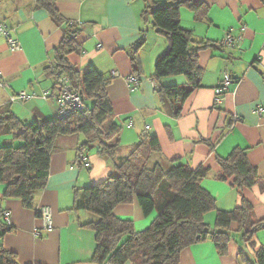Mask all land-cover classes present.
I'll list each match as a JSON object with an SVG mask.
<instances>
[{"label":"crops","instance_id":"0c3cea01","mask_svg":"<svg viewBox=\"0 0 264 264\" xmlns=\"http://www.w3.org/2000/svg\"><path fill=\"white\" fill-rule=\"evenodd\" d=\"M195 1L207 5L208 19L199 21L191 10L181 8V26L192 31L197 40L217 48L199 52L202 87L187 99L181 116L174 118L153 81L156 60L168 48V41L157 33L150 19L144 20L146 1L56 0L67 20L83 25L79 38L82 49L70 55L71 62L80 72L94 66L111 78L107 88L114 108L111 122L122 127L121 146L116 157L108 160L96 152L79 154L82 135L59 137L51 156L48 185L36 193L35 209L24 207L16 198L2 199L5 185L0 184V224L5 223L2 212L9 211L13 227L2 237L0 228V241L7 251L17 254L19 264H95L96 235L82 225L97 217L82 209L74 210L75 193L115 175V163L124 161L145 131L157 135L161 144V153L151 157L150 166L157 162L168 166L170 161L180 159L192 169L209 167L210 176L201 185L223 211L234 210L241 195L230 180L217 178L221 168L216 157L226 158L235 148L247 149L261 184L246 188L242 196L254 206L256 218H264V5L261 0ZM0 24L6 25L20 42V49L13 51L0 34V73L7 84L0 87V108L11 105L19 118L30 121L56 118L58 104L52 96L56 81L47 77L45 69L63 37L62 27L45 10L36 9L35 0H0ZM229 32L242 38L240 46L223 45ZM140 43L144 46L136 71L130 52ZM225 72L230 73L232 83L216 104L215 90L222 86ZM131 75L139 79L137 87L127 82ZM162 84L185 85L186 79L166 77ZM22 91L32 98L11 103V98ZM46 92H50L48 98L43 97ZM259 107L263 108L262 116L255 113ZM44 206L51 208L53 227L36 236L34 229L43 226L38 212ZM114 214L122 220H133L138 232L150 227L156 216L146 218L137 203L120 205ZM204 219L214 225L215 212ZM236 230L233 224L227 255H220L209 239L185 249L180 264H244L241 252L254 260L253 252ZM255 239L256 246L264 248V229Z\"/></svg>","mask_w":264,"mask_h":264},{"label":"trees","instance_id":"16d2710c","mask_svg":"<svg viewBox=\"0 0 264 264\" xmlns=\"http://www.w3.org/2000/svg\"><path fill=\"white\" fill-rule=\"evenodd\" d=\"M145 1L144 20L150 19L157 33L168 41V48L156 60L153 81L170 114L179 118L187 99L202 87L199 52L217 48L215 44L197 40L192 31L181 26V8L191 10L195 19L203 21L208 19L207 5L197 4L195 0ZM261 2L264 5V0ZM35 8L45 10L63 32L53 60L45 69L47 77L56 81L52 96L59 91V80L64 76L82 95L86 108L68 118L56 116L32 121L19 118L11 105L0 108L3 142L0 145V184L5 185L1 198L19 199L28 209H35L36 193L48 185L51 156L59 137L82 135L84 141L78 146L79 154L93 147L99 156L113 160L121 146L122 133V127L111 122L114 108L107 91L111 78L94 66L80 72L70 60V55L82 49L79 38L84 32L83 25L67 20L56 0H35ZM143 46L140 43L130 52L136 71L140 67L139 52ZM171 76L185 77L186 84L164 86L162 80ZM159 153V138L145 131L124 161L115 163V175L76 191L74 210L82 209L97 217L96 221L82 225L96 235L93 262L180 264L185 249L209 239L224 256L229 252L232 226L236 224V231L254 254L251 260L241 252L242 262L264 264V248L257 247L255 239L264 229V218L257 219L254 206L242 196L246 188L261 184L258 170L249 162L247 149L235 148L226 158L216 157L221 168L217 178L230 180L241 195L240 204L232 211L218 210L217 199L202 187V180L210 176L209 167L192 169L181 164L180 159L170 161L168 166L157 162L151 167V157ZM133 203L141 207L146 218L156 215L144 231H136L133 220H122L114 214L120 205ZM211 212L216 214L214 225L204 219ZM3 224H0L1 237L13 230L11 225ZM0 264H19L17 254L7 251L1 241Z\"/></svg>","mask_w":264,"mask_h":264},{"label":"built area","instance_id":"2783aa9c","mask_svg":"<svg viewBox=\"0 0 264 264\" xmlns=\"http://www.w3.org/2000/svg\"><path fill=\"white\" fill-rule=\"evenodd\" d=\"M0 34L4 35L8 45L11 50H19L20 49V42L11 36L9 28L4 25L0 24ZM242 38L235 36L232 32L226 34L224 39V46L225 47H238L241 45ZM98 48H101L99 45ZM127 82L132 84L134 87H137L140 83L139 79L136 76H129L127 78ZM232 83L231 75L229 72L224 73L223 83L221 87L216 88V104H219L222 101V96L230 90V84ZM7 84L5 83L4 79H2V75L0 73V87H5ZM50 96V92H46L43 94L44 98H48ZM32 97L27 94V92L22 91L15 94L11 98V103H18V102H25L26 100L31 99ZM57 104H58V114L59 118H68L69 116L82 111L86 108L84 99L82 95L73 89L71 82L64 76L60 77L59 80V91L55 95ZM257 115L262 116L263 108L259 107L255 112ZM149 127H147L148 129ZM84 160V158H83ZM86 168H89L88 164H85ZM40 217L43 221L42 228H35L34 234L39 236L42 230L46 232L51 231L53 227V220H52V211L51 208L48 206L41 207L40 209ZM3 220L6 225H11V213L9 211L3 212Z\"/></svg>","mask_w":264,"mask_h":264},{"label":"rangeland","instance_id":"374dc122","mask_svg":"<svg viewBox=\"0 0 264 264\" xmlns=\"http://www.w3.org/2000/svg\"><path fill=\"white\" fill-rule=\"evenodd\" d=\"M14 105V104H13ZM3 142L2 140L0 139V145H2ZM79 145V144H78ZM78 148V147H77ZM91 153L92 155L96 152L95 148L91 147L89 150H86L85 153L88 154V153ZM88 187V186H87Z\"/></svg>","mask_w":264,"mask_h":264}]
</instances>
